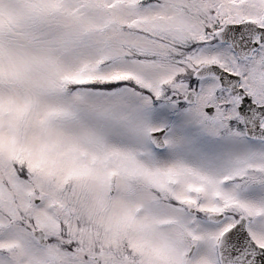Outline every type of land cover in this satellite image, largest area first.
I'll list each match as a JSON object with an SVG mask.
<instances>
[{"label":"snow or ice","instance_id":"1","mask_svg":"<svg viewBox=\"0 0 264 264\" xmlns=\"http://www.w3.org/2000/svg\"><path fill=\"white\" fill-rule=\"evenodd\" d=\"M0 264H264V0H0Z\"/></svg>","mask_w":264,"mask_h":264}]
</instances>
